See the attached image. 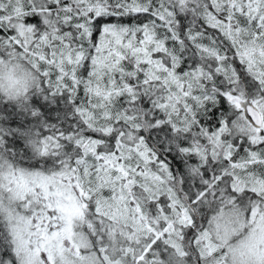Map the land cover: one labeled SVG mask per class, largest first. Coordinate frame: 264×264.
<instances>
[{
	"label": "snow or ice",
	"instance_id": "snow-or-ice-1",
	"mask_svg": "<svg viewBox=\"0 0 264 264\" xmlns=\"http://www.w3.org/2000/svg\"><path fill=\"white\" fill-rule=\"evenodd\" d=\"M0 264H264V0H0Z\"/></svg>",
	"mask_w": 264,
	"mask_h": 264
}]
</instances>
